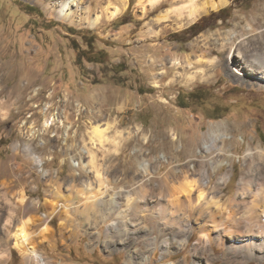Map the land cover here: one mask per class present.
<instances>
[{"label":"rangeland","instance_id":"obj_1","mask_svg":"<svg viewBox=\"0 0 264 264\" xmlns=\"http://www.w3.org/2000/svg\"><path fill=\"white\" fill-rule=\"evenodd\" d=\"M108 1L109 10L119 7L110 18L101 10ZM202 1L201 12L177 21L173 15L157 20L173 8L168 2L160 5L162 0H145L146 6L139 0H102L96 6L95 0H83L71 6L70 19L58 13L56 0H0V264H30L11 237L21 223L45 264L229 263L222 256L224 247L214 242L211 251L196 246L197 228L175 236L160 233V219L167 217L162 218L155 200H148V206L157 208L149 219V210L124 197H135L141 180L148 187L146 198L155 197V187L166 173L174 175L173 168L188 167L194 173L190 176L203 178L204 139L225 123L238 130L233 132L237 141L224 147L230 160L214 175H231L224 200L235 192L248 145L264 147V81L254 74H236L228 59L236 64L240 53L249 58L253 51L264 52V0ZM229 5L228 18L203 21ZM84 7L91 12L83 13ZM144 7L151 12L144 15ZM96 13L102 17L91 26L89 19ZM45 114L58 121L46 135L31 139V127L41 130ZM107 122L109 138L101 148L92 146L105 183L100 190L107 191L98 190L103 202L97 203L98 181L85 147L92 126ZM26 143L44 158L42 166L27 154ZM41 169L57 172V181ZM169 193L168 188L165 197ZM111 195H117L115 201ZM9 207L13 217L7 224ZM196 212H189L192 224ZM162 235H168L166 250ZM152 237L159 239L156 245ZM183 237L188 242L181 247L177 242Z\"/></svg>","mask_w":264,"mask_h":264},{"label":"bare ground","instance_id":"obj_2","mask_svg":"<svg viewBox=\"0 0 264 264\" xmlns=\"http://www.w3.org/2000/svg\"><path fill=\"white\" fill-rule=\"evenodd\" d=\"M56 1H59L57 5L58 13L64 18L70 19L72 18V15L74 13H72L71 11V6H79L80 2L83 0ZM95 1L96 2H94V0H89V4L94 2V6H96V4L100 3L102 0ZM125 1L126 0H120L121 3H125ZM144 1L145 0H139V3L142 6H146L144 4ZM147 1L151 2L152 0ZM182 1L184 2L186 0H162L160 5L164 4L165 2H168L173 4V8H166L165 11L161 15H159L157 20H166L169 19L172 15V18L174 17V19H176L177 21H181L182 19L184 20V18L190 19L196 16V14L201 12L203 9L202 0H188L185 4L180 3ZM56 3L57 2H55V4ZM152 3L154 4V2ZM159 3L160 1L155 6H157ZM109 5L110 4L108 1L104 6L101 7V10L104 12L107 18H110L116 15L117 12H119L118 6H114L113 9L109 10ZM90 7L91 6H89L88 9H90ZM150 9L151 8L148 9L147 7H144L143 14L146 15L148 12H151ZM85 10L86 8L84 7L83 13L85 12ZM182 16H184V18ZM101 17L102 14L96 13L92 19H89V24L91 26L97 25ZM259 53L257 52V50L253 51L250 54V56L252 57L249 56V58L246 55L240 53L238 54L239 61L236 64H234L231 58L228 57V59H230V68L236 74H241L240 76H242V72H244L243 75L254 74L258 76V81H264V52H262L261 54ZM46 109V107L43 108V113H45ZM57 121L58 118L54 114L48 116L45 114L42 129L40 130L31 127L29 137L31 139L43 137L47 134L46 132H48L47 130L50 129L51 126H55ZM109 127V122H107L104 127H101L100 124H94L91 128L90 133L88 132L90 145L88 147H85L86 153L88 154L87 163L93 169L95 178L98 181L97 193H95V195L93 196L94 200L97 203L103 202L100 196L101 193L103 194L106 191V189L105 191L100 190V186L104 185L105 183L104 181H102L100 173L101 168L99 169L97 166L98 157L93 151L92 146L94 147L95 144H97L99 148L103 146V143L109 138V136L107 135ZM213 130L215 131H210V133L206 135L203 143V155H201L203 156V178L200 175L190 176L194 173H189L188 167H180L176 169L173 168L172 171L174 175H170L171 177H169V175H167L166 173V176L163 177L155 187V189H158L157 192H154V194L156 195L155 197L153 195V197H151L150 195V197L148 196V198H146L148 187L145 184L144 180L136 182V186L138 188L137 195L135 197H131L128 193H126L124 197L128 202L130 201V199H134L135 202L141 204L137 206L142 207V209L145 211L149 210V219H153V216H151L153 208L157 209L156 206L161 207L159 208V210L162 209V211L160 210L162 218L167 217V221L170 220V218L173 220L169 224L166 220L164 221L163 219H160V221L155 216V218L160 221V227L158 230H160V233L162 234L172 233L175 236L176 233L180 232L186 233L187 231H191V233H193L194 228H197L200 231V236L197 239L196 246L198 244L199 246L200 244H203L204 250L211 251L214 248H212V243L214 242L217 247H224V250L226 251L222 256L225 261L229 262L228 264H242L247 260L251 259L263 261L264 147L259 145V143L248 145L247 152L245 156H243L241 174L239 176L235 192L232 193L230 196H227L226 199L223 200V188L225 187V185H227L231 175L220 174L218 177H216V179H214V175L216 174L218 169L224 164L225 159L230 160V156L224 152V147L232 145L234 142L237 141L233 136V132L237 131L238 128L235 127V125H227L223 123L222 126H216V128H213ZM223 130L228 131L232 135L226 136ZM118 144L119 143H116L115 145ZM18 146V143L14 144V149H17ZM23 146L24 149H26L25 151L27 152V154L32 157L36 165L38 164L42 166L44 164V158L41 155H36L34 153L33 147L29 143H26ZM195 155L196 154L193 153L190 154L191 160H194L196 158ZM164 161V163L168 164L171 162L169 159H164ZM189 167L190 169H192V171H194V169L196 168L195 167L193 169V165L191 164L189 165ZM41 171L44 176L50 175V178H54L57 181V172L54 175L53 173L48 172L46 170L43 171V169H41ZM72 171L75 172V170L73 169ZM141 171L147 172V167L145 165H142ZM74 172L71 173L72 176L74 175ZM3 185L8 187V185L10 184L7 181H3ZM168 188L170 189V193L168 194L170 198L165 197L166 195L164 194L165 190H167ZM98 190H100L101 193H99ZM52 193L56 198L61 197L59 190L56 187L52 188ZM3 194L6 195L7 193L3 192ZM98 195L99 197H97ZM116 197L117 195H111L110 199L115 201ZM19 198L20 202H23L25 200V195L21 192ZM148 200H155L153 204L156 206H148ZM31 204L33 207H35L37 206V201H32ZM58 205L60 206V204ZM7 209L8 216L5 221L7 224H10L11 219L13 217V211L10 207ZM192 210L198 212H196L197 215L194 219L193 224L190 223L188 220L189 212H192ZM166 222L169 224L168 226ZM3 225H5V223ZM24 225L25 224L21 223L15 228L13 227L14 229H12L13 231L11 232L13 246L17 250H19L23 256L27 258L30 264H45L44 257L42 256V254L36 250L34 245L31 244L30 235L25 230ZM3 228L6 231L8 230V227L6 226H3ZM47 228L48 226L45 223V225L41 229L42 235L44 229ZM167 236H160L159 238L160 242L163 244L162 246L164 250L167 249L168 245H166L167 241L165 240ZM157 239L158 238L154 237L153 242H151V244L156 245L158 243H156ZM187 242L188 238H184L182 242L177 243L181 246L185 245V243ZM0 255L1 260L3 258V254L0 253Z\"/></svg>","mask_w":264,"mask_h":264},{"label":"trees","instance_id":"obj_3","mask_svg":"<svg viewBox=\"0 0 264 264\" xmlns=\"http://www.w3.org/2000/svg\"><path fill=\"white\" fill-rule=\"evenodd\" d=\"M234 1L238 4H250V2L252 0H234ZM231 9H232V5L221 8L218 11L213 12V13L209 14L208 16H205L203 18V21H205L207 19H212L213 21H216L217 19H226L230 16L229 12L231 11ZM195 26H196V23L192 24L191 26L188 27V29L186 31L193 29ZM174 36H175V34H174ZM188 95L193 96L194 94H193V92H191Z\"/></svg>","mask_w":264,"mask_h":264}]
</instances>
